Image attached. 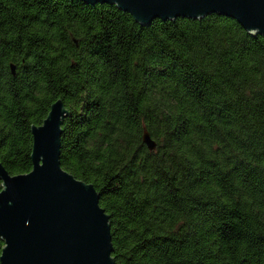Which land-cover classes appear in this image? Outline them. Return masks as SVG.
<instances>
[{
	"label": "trees",
	"instance_id": "16d2710c",
	"mask_svg": "<svg viewBox=\"0 0 264 264\" xmlns=\"http://www.w3.org/2000/svg\"><path fill=\"white\" fill-rule=\"evenodd\" d=\"M57 99L60 165L98 192L114 264H264V35L218 14L140 26L111 3L0 0L10 175L32 168L30 127Z\"/></svg>",
	"mask_w": 264,
	"mask_h": 264
},
{
	"label": "water",
	"instance_id": "95a60500",
	"mask_svg": "<svg viewBox=\"0 0 264 264\" xmlns=\"http://www.w3.org/2000/svg\"><path fill=\"white\" fill-rule=\"evenodd\" d=\"M108 3L130 14L140 26L152 20L200 19L209 14L237 21L249 35H264V0H78ZM14 65L10 70L14 73ZM40 125H31L32 168L10 175L0 163V264H114L109 215L98 205L99 194L91 183L76 179L59 161L62 124L71 115L61 99L49 105ZM55 123L49 167L41 172L45 154L43 127ZM143 143L156 144L144 128ZM57 166L59 172L57 171ZM33 173H36L32 176ZM25 176H30L24 178ZM23 179V180H22ZM10 180H22L20 185Z\"/></svg>",
	"mask_w": 264,
	"mask_h": 264
},
{
	"label": "snow or ice",
	"instance_id": "6c2138e0",
	"mask_svg": "<svg viewBox=\"0 0 264 264\" xmlns=\"http://www.w3.org/2000/svg\"><path fill=\"white\" fill-rule=\"evenodd\" d=\"M48 119V125L46 127H43V132L45 135V154L44 158L41 160V172H44L45 170L48 169L49 167V152L53 146V142L55 139V123L53 118H47ZM57 171L59 172L58 166H57ZM36 173H33L32 176H34ZM30 176H25L24 178H28ZM23 180V179H22ZM22 180H10L11 184L8 185V188H13V185H20ZM0 192L5 193V189L0 188Z\"/></svg>",
	"mask_w": 264,
	"mask_h": 264
}]
</instances>
